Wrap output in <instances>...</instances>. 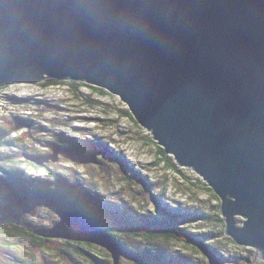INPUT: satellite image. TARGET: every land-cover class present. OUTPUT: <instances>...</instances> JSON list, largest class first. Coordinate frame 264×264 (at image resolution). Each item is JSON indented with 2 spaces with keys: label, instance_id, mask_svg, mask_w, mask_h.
<instances>
[{
  "label": "water",
  "instance_id": "1",
  "mask_svg": "<svg viewBox=\"0 0 264 264\" xmlns=\"http://www.w3.org/2000/svg\"><path fill=\"white\" fill-rule=\"evenodd\" d=\"M45 78L116 95L178 166L211 188L224 233L264 262V0H0V87ZM89 147V158L75 147L66 153L96 164L104 151L80 148ZM59 151L26 158L42 166ZM56 213L58 222L33 233L98 245L113 264L127 253L102 218ZM194 245L218 263L201 241Z\"/></svg>",
  "mask_w": 264,
  "mask_h": 264
},
{
  "label": "rangeland",
  "instance_id": "2",
  "mask_svg": "<svg viewBox=\"0 0 264 264\" xmlns=\"http://www.w3.org/2000/svg\"><path fill=\"white\" fill-rule=\"evenodd\" d=\"M48 79L36 87H0V131L10 133L0 147V227L19 222L17 226L27 230L51 228L59 220L57 209L73 211L74 205L84 209L83 202L84 207H108L115 215L111 223L105 221L104 230L127 250L128 254H119L118 264H146L130 254L147 246L167 264H209L193 239L214 253L217 264H240L246 258H251L249 264H264L252 247L237 245L224 233V221L217 219L219 199L204 180L191 168L178 166L170 154L167 161L178 171L166 166L151 132L116 95L100 93L85 82L73 87L71 81L47 84ZM87 141L105 151L96 164L72 162L66 149H60L55 162L42 166L22 160L24 154L51 155L60 147L78 148L79 157L89 158L91 146L80 148ZM41 188L51 190L47 199L39 198ZM164 207L171 209L167 213L190 216L177 215L171 221ZM198 214L205 218L199 220ZM244 220L235 217L237 226ZM151 230L187 234L192 244L147 239ZM42 243L0 232V264L113 263L105 254L109 252L95 244L61 238Z\"/></svg>",
  "mask_w": 264,
  "mask_h": 264
},
{
  "label": "trees",
  "instance_id": "3",
  "mask_svg": "<svg viewBox=\"0 0 264 264\" xmlns=\"http://www.w3.org/2000/svg\"><path fill=\"white\" fill-rule=\"evenodd\" d=\"M39 83H43V82H39ZM60 81L58 79H52V78H49L47 80V84H59ZM70 84L73 86V87H78V84H83V85H86L84 84V82H80V81H71ZM75 85V86H74ZM90 85V84H89ZM88 85V86H89ZM89 87H92L91 85ZM1 89V88H0ZM93 89H96L97 91H99L100 93H105V90L102 89V88H98V87H95L93 86ZM128 114V112H126ZM129 115V114H128ZM130 116V115H129ZM1 132V131H0ZM3 133V132H1ZM10 134V133H3V136L2 134H0V147L3 145V137H7V135ZM83 144H88V145H93V146H97V144L95 142H90V141H87V142H84ZM59 149H68L66 147H60ZM158 155L161 156V161L162 162H165V165L166 166H170L172 167L174 170L178 171L177 167L174 165H171L168 161H167V158H166V153L164 152L163 148L161 147H158ZM24 157L22 158V160L25 162V163H28L29 165H35V166H38L36 165L35 163H33L32 161L28 160L26 157H31V156H34V155H26L24 154L23 155ZM39 156V155H38ZM3 182H5L3 180ZM37 189V187H36ZM207 190L208 191H211V188L207 187ZM51 192V190L49 188H41L40 190H38V195H39V198H42V199H47V196H49V193ZM16 195V194H15ZM216 198H218L216 195H215ZM20 198V197H18ZM77 199V198H76ZM79 200V198H78ZM80 202V200H79ZM80 204H82V207L84 209H86L84 211V209H81V207H77V206H73L72 207V210L73 211H78V212H81L82 214L86 215V216H98L100 218H102L104 221H106L107 223H111V221H113L114 216L113 215V212L111 209H109L108 207H100V208H93V207H84L83 205V202H81ZM95 206V205H94ZM97 207V206H96ZM163 210V209H162ZM164 210L166 211V213L168 212V210H171V209H168V208H165L164 207ZM218 214H219V209H218ZM166 215L168 219H171V221L173 220V218H175L177 215L179 216H183V217H187V216H190L188 215L186 212H178L176 215L175 214H170V213H167ZM195 218L197 217L195 214L193 215ZM198 218L199 220L200 219H204L205 216H202L201 214H198ZM121 223L124 222L122 221V219L118 218ZM219 221H222L220 215L219 217L217 218ZM19 223V222H18ZM18 223H9L5 222V225L0 227V232H2L3 234L7 235V236H14V235H23V236H27L28 238L31 237L32 238V242L34 244H38V245H42L43 241L46 240L47 238L45 237H42V236H39L35 233H33L34 230H37V229H49V228H31L32 230H27L26 228L24 227H20V226H17ZM32 227V226H31ZM109 234L110 236H112L115 240H117L121 246L123 247V249H125V247L123 246V244L120 242V239L118 237H116L115 235H113L112 233H107ZM37 235V236H36ZM180 235V236H179ZM188 235L187 234H180V233H172L168 230H163V231H158V230H151L149 231L148 234H146V238L147 239H156V238H161L163 240H176V241H179V240H184L186 242H188L189 244H192L191 242H189V240H187V237ZM181 237V238H179ZM191 237V236H190ZM193 244H194V239H193ZM195 246V245H194ZM127 251V250H126ZM131 252V251H130ZM133 255H136V256H139L141 258H143L144 260H147L153 264H167L165 263L164 261L161 260V258L157 255H155V251H154V248L151 247V246H147L144 250H141V251H138V252H132ZM106 256L109 257L110 254H107L105 253ZM107 257V258H108ZM111 258V256H110ZM250 260L251 258H246V259H242V261L240 262V264H249L250 263ZM113 264V263H112Z\"/></svg>",
  "mask_w": 264,
  "mask_h": 264
},
{
  "label": "bare ground",
  "instance_id": "4",
  "mask_svg": "<svg viewBox=\"0 0 264 264\" xmlns=\"http://www.w3.org/2000/svg\"><path fill=\"white\" fill-rule=\"evenodd\" d=\"M125 104V103H124ZM126 105V104H125ZM129 110V109H128ZM130 112V111H129ZM132 115V114H131ZM133 116V115H132ZM134 118V117H133ZM135 119V118H134ZM150 132H151V130H149ZM151 135L153 136V134H152V132H151ZM161 147V146H160ZM161 148H163V147H161ZM164 150V149H163ZM80 151V150H79ZM104 151V150H103ZM165 152V151H164ZM104 153H105V151H104ZM78 154V153H77ZM167 154H170V153H167ZM79 155V154H78ZM170 155H172V154H170ZM173 156V155H172Z\"/></svg>",
  "mask_w": 264,
  "mask_h": 264
}]
</instances>
